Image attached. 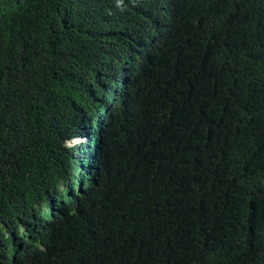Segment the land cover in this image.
Segmentation results:
<instances>
[{
	"label": "trees",
	"instance_id": "16d2710c",
	"mask_svg": "<svg viewBox=\"0 0 264 264\" xmlns=\"http://www.w3.org/2000/svg\"><path fill=\"white\" fill-rule=\"evenodd\" d=\"M0 264H264V0H0Z\"/></svg>",
	"mask_w": 264,
	"mask_h": 264
},
{
	"label": "rangeland",
	"instance_id": "374dc122",
	"mask_svg": "<svg viewBox=\"0 0 264 264\" xmlns=\"http://www.w3.org/2000/svg\"><path fill=\"white\" fill-rule=\"evenodd\" d=\"M84 137H80V138H74L68 141L69 144H78L80 141L84 140Z\"/></svg>",
	"mask_w": 264,
	"mask_h": 264
}]
</instances>
